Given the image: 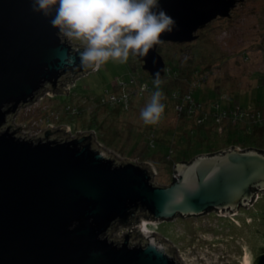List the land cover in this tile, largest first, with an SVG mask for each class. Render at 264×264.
Returning a JSON list of instances; mask_svg holds the SVG:
<instances>
[{
  "label": "water",
  "instance_id": "1",
  "mask_svg": "<svg viewBox=\"0 0 264 264\" xmlns=\"http://www.w3.org/2000/svg\"><path fill=\"white\" fill-rule=\"evenodd\" d=\"M238 1L159 0L177 25L162 42L195 40ZM54 14L34 12L33 0H0V264H179L153 232L132 241L138 217L172 220L249 206L264 190V150L230 145L197 154L176 162L173 180L161 185L150 163L118 160L93 132L48 126L27 136L15 125L19 106L94 69L81 66L83 44L51 25ZM160 43L134 56L152 78L166 70ZM115 223L129 225L121 238L109 234ZM252 264H264V250Z\"/></svg>",
  "mask_w": 264,
  "mask_h": 264
},
{
  "label": "rangeland",
  "instance_id": "2",
  "mask_svg": "<svg viewBox=\"0 0 264 264\" xmlns=\"http://www.w3.org/2000/svg\"><path fill=\"white\" fill-rule=\"evenodd\" d=\"M197 34L191 43L161 42L158 51L165 63L177 66L178 62L181 71L174 83H164L169 76H161L164 86L184 89L192 75L210 72L207 81L192 92V98L200 100L207 113L203 121L197 122L199 111L187 116L171 109L172 101H168L158 124H144L140 111L150 93L133 95L127 109L101 102L106 92L119 89L118 80L130 75L155 87L154 78L142 69L141 61L130 56L125 64L109 60L98 69L77 75L74 81L62 79L59 89L41 91L35 101L19 106L15 125L21 126L27 136L50 125L64 126L63 133L70 135L93 132L109 154L118 160L150 163L152 180L167 185L178 155H191L196 149L207 150L217 144L225 148L226 131L231 127L242 131L239 127L249 122L234 125L225 117L217 125L211 109L234 107L240 117L246 108L264 105V0L240 1L229 17L212 19ZM261 109L264 113V107ZM151 134L153 140L149 142ZM258 146L264 149V138L259 139ZM144 220L139 216L133 225L132 241L145 236L140 230ZM145 226L170 247L179 264H252L264 248V190L257 192L249 206L237 211L210 210L200 215H177L172 220L147 218ZM128 229L129 225L115 223L109 234L121 238Z\"/></svg>",
  "mask_w": 264,
  "mask_h": 264
},
{
  "label": "clouds",
  "instance_id": "3",
  "mask_svg": "<svg viewBox=\"0 0 264 264\" xmlns=\"http://www.w3.org/2000/svg\"><path fill=\"white\" fill-rule=\"evenodd\" d=\"M52 9L51 25L82 42L81 66L97 69L109 60L125 64L130 56L146 57L177 27L159 0H33L34 12L48 15ZM153 82L156 91L140 111L146 125L158 124L165 111L160 71Z\"/></svg>",
  "mask_w": 264,
  "mask_h": 264
},
{
  "label": "built area",
  "instance_id": "4",
  "mask_svg": "<svg viewBox=\"0 0 264 264\" xmlns=\"http://www.w3.org/2000/svg\"><path fill=\"white\" fill-rule=\"evenodd\" d=\"M245 59L247 56L244 57ZM169 68L166 66L165 74L168 73ZM209 71L200 72L199 75H192L191 79L188 81L186 88H172L170 91H163L165 99L162 103L165 105V108L169 100L173 101V108L179 113H183L187 116L193 115L196 111H199L197 122L203 121L204 115L207 113L203 110V104L200 100H194L192 98V92L197 87L201 86L204 82L207 81ZM73 84V83H72ZM71 84V85H72ZM118 90L106 92L105 95L100 99L101 102H111L115 105H120L121 107L127 109L131 106L130 98L134 95L142 96L143 94L152 93L156 91V88L148 84L145 80H140L134 75H130L127 79L118 80ZM69 89V88H68ZM244 111V116L239 117V109L232 108H223L219 110H212L210 112L211 117L217 125L221 124L223 118L230 120L231 124H239L240 121H249L251 123H260L264 125V113L259 109L246 108ZM246 113V114H245ZM156 125V124H155ZM51 126V125H50ZM149 137V142L153 140V134ZM150 136V135H149ZM239 148H242L236 145ZM257 196V195H256ZM256 198V197H255ZM218 212V211H217ZM221 213V212H220ZM145 219V218H142ZM147 220V219H146Z\"/></svg>",
  "mask_w": 264,
  "mask_h": 264
},
{
  "label": "trees",
  "instance_id": "5",
  "mask_svg": "<svg viewBox=\"0 0 264 264\" xmlns=\"http://www.w3.org/2000/svg\"><path fill=\"white\" fill-rule=\"evenodd\" d=\"M191 42H183V43H191ZM173 43H175V42H173ZM176 43H178V42H176ZM183 43H180V44H183ZM159 48H160V45L158 46L157 49L159 50ZM165 64L169 68V71H168V73H166V75H164V77H166V76H169V77H167V79L164 81V83L169 82L170 80L173 82L176 79H179V77H177L178 76L177 72L179 71L178 62H177V66H176V63L170 64V65L167 63H165ZM179 72H181V71H179ZM140 80H142V79H140ZM261 83L264 84V81H262ZM161 88H163L165 91L172 89L171 86H169V85L164 86V84H161ZM173 88H175V87H173ZM163 89H161V90H163ZM170 101H172V100H169V102ZM172 104H173V101H172L171 105ZM263 107H264V105L262 107H259L256 109L262 110L261 108H263ZM92 115H93V117L95 116V114H92ZM96 121L97 120H95V123L98 124ZM239 128L242 129V131H240L239 129H236V128L232 129V127L226 131V135L231 136V137H228V136L226 137V140H227L226 147L230 146V145L242 144V148L254 147V148H257L260 150H264L263 148L258 146L259 139L264 138L263 137L264 126L262 124H260V126H259V125H257V123H253V124L247 123V125L241 126ZM258 129H259V131H261L260 133H258ZM227 132H228V134H227ZM222 148H224V147H220L219 144H217L214 147L209 146V148L207 150H204V148L196 149V150H194V152L191 155H189V153H187V154L184 153V154L178 155V160H176V161L177 162L181 161V160L189 161L197 154L216 152ZM176 158H177V156H176ZM176 161H174V162H176ZM172 175H173V173H172ZM172 175H171L170 181L173 180Z\"/></svg>",
  "mask_w": 264,
  "mask_h": 264
},
{
  "label": "bare ground",
  "instance_id": "6",
  "mask_svg": "<svg viewBox=\"0 0 264 264\" xmlns=\"http://www.w3.org/2000/svg\"><path fill=\"white\" fill-rule=\"evenodd\" d=\"M146 223H147V220H144V221L142 222V224H141L142 226H141V229H140V230H141L142 232H144V233L149 232V231H148L149 229H148V230L146 229V226H145Z\"/></svg>",
  "mask_w": 264,
  "mask_h": 264
},
{
  "label": "crops",
  "instance_id": "7",
  "mask_svg": "<svg viewBox=\"0 0 264 264\" xmlns=\"http://www.w3.org/2000/svg\"><path fill=\"white\" fill-rule=\"evenodd\" d=\"M135 97H136V96H135ZM136 100H138V99H136ZM171 109H173L172 105H171Z\"/></svg>",
  "mask_w": 264,
  "mask_h": 264
},
{
  "label": "flooded vegetation",
  "instance_id": "8",
  "mask_svg": "<svg viewBox=\"0 0 264 264\" xmlns=\"http://www.w3.org/2000/svg\"><path fill=\"white\" fill-rule=\"evenodd\" d=\"M239 2H240V1H238L237 3H239ZM263 250H264V249H263ZM263 250H262V251H263ZM177 260H178V259H177ZM178 261H179V260H178Z\"/></svg>",
  "mask_w": 264,
  "mask_h": 264
}]
</instances>
